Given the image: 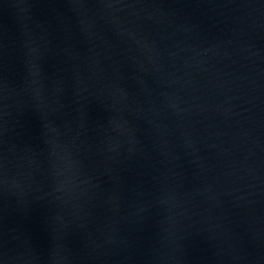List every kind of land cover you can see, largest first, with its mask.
<instances>
[{
  "label": "water",
  "instance_id": "water-1",
  "mask_svg": "<svg viewBox=\"0 0 264 264\" xmlns=\"http://www.w3.org/2000/svg\"><path fill=\"white\" fill-rule=\"evenodd\" d=\"M0 264H264V0H0Z\"/></svg>",
  "mask_w": 264,
  "mask_h": 264
}]
</instances>
